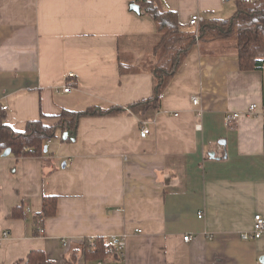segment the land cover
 I'll return each instance as SVG.
<instances>
[{"label": "crops", "instance_id": "0c3cea01", "mask_svg": "<svg viewBox=\"0 0 264 264\" xmlns=\"http://www.w3.org/2000/svg\"><path fill=\"white\" fill-rule=\"evenodd\" d=\"M163 2L184 25L196 13L210 20L237 10V0ZM132 4L0 0L7 123L17 131L37 119L53 126L63 109L127 107L153 96L151 71H119V51L145 60L160 40L155 20ZM228 51L203 53L196 44L151 120L84 116L75 140L59 130L44 155H1L0 264H24L32 250L54 264H262L264 234L242 235L255 214L264 216V122L243 115L228 125L225 114L264 105V68L243 70ZM145 124L151 132L141 137ZM48 195L58 196L57 212L37 222ZM95 237L116 241L115 250L85 255V240Z\"/></svg>", "mask_w": 264, "mask_h": 264}, {"label": "trees", "instance_id": "16d2710c", "mask_svg": "<svg viewBox=\"0 0 264 264\" xmlns=\"http://www.w3.org/2000/svg\"><path fill=\"white\" fill-rule=\"evenodd\" d=\"M140 6L139 14L151 16L158 27L160 40L154 45L152 56L137 61L131 53L121 50L118 65L121 74L149 70L154 76L153 96L136 101L127 107L115 106L109 109L89 107L84 111L63 109L58 115V123L47 125L42 119L27 123L24 131L13 129L6 121V109L0 104V156L8 148L18 157L44 155L48 140L54 139L57 132L74 133L79 120L84 116H110L132 113L141 121L154 118L161 108V98L170 80L177 73L187 54L199 44L203 53L225 54L228 49L239 56L243 70L264 68V0H237V11L229 18L206 19L201 23L198 34L190 24L179 21L175 11L169 10L163 0H135ZM218 43L217 48H210ZM58 196L48 195L43 199V209L35 216L37 222L57 212ZM19 207L13 209V216ZM116 241L106 243L104 238L95 237L85 240V255L96 258L111 254ZM24 264H54L43 250H32Z\"/></svg>", "mask_w": 264, "mask_h": 264}, {"label": "built area", "instance_id": "2783aa9c", "mask_svg": "<svg viewBox=\"0 0 264 264\" xmlns=\"http://www.w3.org/2000/svg\"><path fill=\"white\" fill-rule=\"evenodd\" d=\"M248 2H251L252 0H246ZM205 20V18L201 14H193L189 20V24L193 26L196 29V33L198 34L201 23ZM73 74H69V76H72ZM71 90V87L69 85H66L63 88L64 92H69ZM193 103L197 105L199 103V98L198 97H193ZM4 108H7L4 106ZM243 115L247 116H262L263 122H264V105H261V107L256 104L252 103L245 112H240V111H228L225 114V122L226 124L230 125L237 121L240 117ZM151 130L150 128L145 124L140 130V136L141 137H147L150 134ZM201 217V215H200ZM42 233L44 232V229L40 230ZM4 236H8V231H5ZM264 234V216L261 213H257L254 216V222H253V228L250 232H246L242 235L244 239H260L262 235ZM184 241L186 242H192L193 237L191 235H186L184 236ZM65 245L67 243L65 242ZM118 245L120 249H123L124 246V241L118 240Z\"/></svg>", "mask_w": 264, "mask_h": 264}, {"label": "water", "instance_id": "95a60500", "mask_svg": "<svg viewBox=\"0 0 264 264\" xmlns=\"http://www.w3.org/2000/svg\"><path fill=\"white\" fill-rule=\"evenodd\" d=\"M132 9L135 10V11H137V12H139V11H140V6H139L138 4H132ZM64 137H65V138L70 137V138H72L73 140H75V135H74V133H72L71 131H67V132L64 134ZM47 149H48V147L46 146V147H45V151H47ZM10 153H11V149L8 148V149H6V150L4 151L3 155H4V156H7V155H9ZM260 262H261L262 264H264V255L260 257Z\"/></svg>", "mask_w": 264, "mask_h": 264}, {"label": "rangeland", "instance_id": "374dc122", "mask_svg": "<svg viewBox=\"0 0 264 264\" xmlns=\"http://www.w3.org/2000/svg\"><path fill=\"white\" fill-rule=\"evenodd\" d=\"M233 4H234V2H232ZM237 10H236V7H235V9H234V11H232V12H230V13H227V15H225V16H223V17H229V16H231L232 14H234V12H236ZM144 71H148V70H144Z\"/></svg>", "mask_w": 264, "mask_h": 264}]
</instances>
